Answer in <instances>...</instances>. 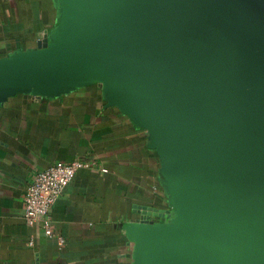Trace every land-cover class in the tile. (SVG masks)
<instances>
[{
	"label": "water",
	"instance_id": "1",
	"mask_svg": "<svg viewBox=\"0 0 264 264\" xmlns=\"http://www.w3.org/2000/svg\"><path fill=\"white\" fill-rule=\"evenodd\" d=\"M62 1L57 40L0 63V97L111 74L178 201L171 232L130 228L131 264H264V0Z\"/></svg>",
	"mask_w": 264,
	"mask_h": 264
},
{
	"label": "crops",
	"instance_id": "2",
	"mask_svg": "<svg viewBox=\"0 0 264 264\" xmlns=\"http://www.w3.org/2000/svg\"><path fill=\"white\" fill-rule=\"evenodd\" d=\"M65 18L62 0H0V63L40 55ZM116 93L113 76L95 72L54 92L12 85L0 97V264H131L130 228L172 231L166 155ZM75 159L96 167L79 169L52 207L58 246L40 223H25L23 195L37 172Z\"/></svg>",
	"mask_w": 264,
	"mask_h": 264
},
{
	"label": "built area",
	"instance_id": "3",
	"mask_svg": "<svg viewBox=\"0 0 264 264\" xmlns=\"http://www.w3.org/2000/svg\"><path fill=\"white\" fill-rule=\"evenodd\" d=\"M96 167L95 160L75 159L70 162L57 161L37 172L27 184L23 195L22 217L27 225L40 223L45 234L62 246L64 238L53 227L51 210L62 196L65 187L81 168ZM33 245V240L28 241Z\"/></svg>",
	"mask_w": 264,
	"mask_h": 264
}]
</instances>
